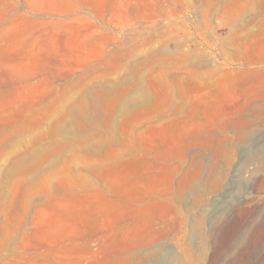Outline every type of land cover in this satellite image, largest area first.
Returning <instances> with one entry per match:
<instances>
[{
	"label": "rangeland",
	"instance_id": "rangeland-1",
	"mask_svg": "<svg viewBox=\"0 0 264 264\" xmlns=\"http://www.w3.org/2000/svg\"><path fill=\"white\" fill-rule=\"evenodd\" d=\"M231 263L264 264V0H0V264Z\"/></svg>",
	"mask_w": 264,
	"mask_h": 264
},
{
	"label": "bare ground",
	"instance_id": "bare-ground-1",
	"mask_svg": "<svg viewBox=\"0 0 264 264\" xmlns=\"http://www.w3.org/2000/svg\"><path fill=\"white\" fill-rule=\"evenodd\" d=\"M246 136V135H245ZM261 183V182H260ZM263 183V182H262ZM255 186V185H254ZM257 191H259V190H257ZM255 196V195H254ZM253 199V198H252ZM238 212V211H237ZM236 212H234V214H235ZM154 224V223H153ZM225 225H227V223L225 224ZM225 227V226H224ZM250 228L251 227H244V228H242V233H241V235L239 236V239L240 240H242V241H240V242H242V244H241V246L240 247H237V251H236V253H235V257H232L231 259H230V262H232V263H234L237 259H239V258H241V257H243L245 254H246V252L248 251V248H250V236H251V233H250ZM254 228H256L257 229V226H254ZM222 231V230H221ZM218 235H220V233H218ZM219 237V236H218ZM216 239H217V237H216ZM231 246V245H230ZM190 260V259H189ZM231 263V264H232Z\"/></svg>",
	"mask_w": 264,
	"mask_h": 264
}]
</instances>
